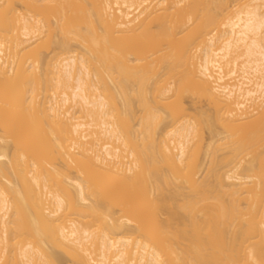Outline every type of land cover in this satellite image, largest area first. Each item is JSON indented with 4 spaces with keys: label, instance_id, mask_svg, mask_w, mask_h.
<instances>
[{
    "label": "bare ground",
    "instance_id": "obj_1",
    "mask_svg": "<svg viewBox=\"0 0 264 264\" xmlns=\"http://www.w3.org/2000/svg\"><path fill=\"white\" fill-rule=\"evenodd\" d=\"M54 1L0 0V264H264V0ZM186 96L216 125L201 163ZM215 122L247 125L227 156Z\"/></svg>",
    "mask_w": 264,
    "mask_h": 264
},
{
    "label": "rangeland",
    "instance_id": "obj_2",
    "mask_svg": "<svg viewBox=\"0 0 264 264\" xmlns=\"http://www.w3.org/2000/svg\"><path fill=\"white\" fill-rule=\"evenodd\" d=\"M54 1V0H53ZM73 1V0H72ZM76 2H77V0H75ZM54 2H57V1H54ZM54 2H52V4L53 5H55L54 7H51L50 6V9H49V16H51L50 14H51V12H52V16H51V22L55 25V22H56V15H57V12H58V10H57V12H54V11H56V9H58L57 7H59L60 8V5L59 4H57V3H55L54 4ZM65 2V3H64ZM63 2V7H65V9H67V11H68V9H70V7L72 8L71 9V13H73L74 11H73V6L71 5V4H68L67 5V2L68 1H64ZM232 5L233 4H231V6L230 7H232ZM234 7H232V9L230 8V10H231V12L233 13V12H235L239 7L237 6V5H233ZM236 6L238 7V8H236ZM17 7L21 10V11H23L24 10V8H23V6L22 5H20V4H17ZM69 7V8H68ZM53 10V11H52ZM70 11V10H69ZM230 12V13H231ZM54 13H56V15L54 14ZM70 13V12H69ZM74 14V13H73ZM72 15V14H71ZM54 27V26H53ZM56 29V26L54 27V30ZM58 30V29H57ZM57 32V31H56ZM55 32V33H56ZM58 32L60 33V31L58 30ZM47 33V32H46ZM46 33H43L40 37H41V39L35 44V47L37 46V48L43 53V55L47 58V59H49L50 57H52L56 52H58V49H60V48H58V46L56 45V43H54V41L57 39V37H56V39H55V37H54V41H52V42H50L49 41V37H48V35L46 34ZM59 33H57V34H55L54 36H59L60 37V35H59ZM58 37V38H59ZM62 38V37H61ZM60 39V38H59ZM58 40V39H57ZM61 40V39H60ZM77 40V39H76ZM75 41V40H74ZM56 42V41H55ZM71 45H70V47H69V49L71 48V46H72V44H73V50H75L74 51V53L76 52V53H78L79 51H80V49H79V47H77V41L76 42H71L70 43ZM79 49V50H78ZM72 49L71 50H69V51H73ZM62 52V51H61ZM59 53V52H58ZM73 53V52H72ZM73 53V54H74ZM60 54V53H59ZM196 55H197V53H196ZM198 56H199V54H198ZM228 69V68H227ZM226 69V70H227ZM187 98H186V100L184 101L183 100V103L185 102L186 103V105H184L183 104V106L185 107V109H186V107L188 108V109H186V110H189V112H185V113H187V116H191L192 117V120H193V122H196V123H200L199 124V128H200V132L198 131V135H197V139L195 138V142H196V145H197V143L199 144L198 146H197V150L199 149V151H200V155H199V160H201L200 161V163L201 162H203V160H204V152L208 149L207 147H208V145L210 144V143H212V141H213V139H212V136H214L215 134H216V132H214L215 131V126H213V128H214V131H212V134H211V132H210V128H208L207 126V124H205L204 122H202L201 123V121H203V118H202V116H201V113L202 112H206V111H210L211 110V108L209 107V104L207 103V102H204V101H196L195 99H192V98H190V96L188 97V96H186ZM191 99V100H190ZM194 101V102H193ZM119 102V100H117V103ZM132 102L134 103H132L133 105H134V109L136 110V115L135 116H137L136 118V123H138L139 122V120H140V117L143 115V113L142 112H144V111H142V107H140V105H139V103H138V101L137 100H135V98L133 99V97H132ZM197 102V103H196ZM194 103H196V104H194ZM119 105V104H118ZM155 106V104L154 103H152V106ZM180 105H182V104H180ZM119 107L121 108V105H119ZM185 110V111H186ZM213 112V111H212ZM190 114V115H189ZM256 116L257 115H254L250 120H251V123L254 121V119L256 118ZM190 117V118H191ZM189 118V117H188ZM169 119H167V121H168ZM167 121H165V122H167ZM164 122V123H165ZM135 122H133V125L135 126V127H137L136 128V130H140V128L138 127L139 125V123L138 124H134ZM168 123H170V122H168ZM216 123V122H215ZM215 123H213V125L215 124ZM167 123H165V125H166ZM216 124H218V123H216ZM136 125H138V126H136ZM232 127H228V126H222V125H217V127H216V131H217V133H219V139H224V141H220L218 138H217V136L218 135H216V140L215 141H217V140H219V142L220 143H218V146H219V149L218 148H215V150H216V152H218V155H220V156H222V155H224V156H227L229 153H228V151H230V145H231V141L233 140V138H232V134L234 133V131L236 130H242V129H244L245 128V126H247V125H244L243 123H236V124H233V125H231ZM161 128L162 129H164L165 130V128L166 129H168L169 128V125H168V128H167V126H165V128H164V124H162L161 126H160V128H158V131H160L161 130ZM160 129V130H159ZM170 129L171 128H169L167 131H170ZM162 131L163 130H161V132L160 133H162ZM166 131V130H165ZM165 131H163V133L165 132ZM166 131V132H167ZM214 133V134H213ZM158 135H161V134H159V132L157 133ZM221 134V135H220ZM164 135V134H163ZM163 135H161L162 137H163ZM159 137V136H158ZM140 140V139H139ZM137 141V139H136V142H137V145H139L138 143H142V142H140V141ZM149 141V140H148ZM147 144L149 145V142H147ZM216 144H217V142H216ZM216 144H214L215 146H216ZM230 144V145H229ZM142 145V144H141ZM140 146V145H139ZM150 147V146H149ZM199 147H201V148H199ZM217 147V146H216ZM228 147H229V149H228ZM141 148H142V146H141ZM140 148V149H141ZM202 151H201V150ZM149 151V150H148ZM147 151V152H148ZM152 151V154L153 153H155V152H153L154 150H151ZM151 151H149V154L151 153ZM148 154V153H147ZM225 154H227V155H225ZM201 156V157H200ZM219 156V157H220ZM152 157V156H151ZM223 157V156H222ZM149 158V157H148ZM247 160H248V158H246ZM206 167V166H205ZM204 167V168H205ZM241 171V170H240ZM206 174V170H204V172H203V175L202 176H204ZM178 185V184H177ZM174 186H176L175 184H174ZM174 186L172 187V185H169V186H167V185H164L163 186V189H164V193H163V195L161 196V201H163V198H164V200L165 201H163V204L167 201V203H165V205H167L168 204V202L169 203H171V204H168V206L167 207H169V208H171V211L169 210V208L167 209H165L164 210V212L163 213H160V214H158V219L160 220V221H162V223H166L165 221L168 219V218H172V217H174V216H176V215H178L179 217H178V221L180 222V223H178L177 225H175V226H178V227H176L177 229H175L174 231H173V233H175V231H176V233L177 232H183L184 234L185 233H187V235H189L190 233H191V235H193V237H194V234H193V225H194V221H192V220H194V219H196L197 217H198V223H197V237L196 238H198V240H197V242L199 243V247H200V257L202 258V255H203V252H202V249H203V240H204V234H203V227H204V225H203V220L201 221V219H203V218H201L202 216V213H199L198 211L195 213L196 214V217H192L193 216V214H190V212H184V210H183V212H179V207L178 206H180V208H181V206H182V204L183 203H181L182 202V200H184V198L183 197H181V194L180 193H178V195H179V197L178 196H176V190L175 189H177V186L175 187V189H174ZM165 187V188H164ZM170 187H171V189H170ZM170 189V192H168L169 191V189ZM173 190V191H172ZM165 191H167V192H165ZM178 191V190H177ZM174 194H173V193ZM167 193H169V195L167 194V196H166V194ZM147 194V196L146 197H144L142 194H141V196H139L135 201H141V203H142V201L144 202V200L146 201L147 199H149L150 198V200H151V197H149L148 198V192L146 193ZM171 194V195H170ZM173 194V195H172ZM165 195V196H164ZM150 196V195H149ZM164 196V197H163ZM171 197V198H170ZM175 197V198H174ZM147 198V199H146ZM170 200V201H168V199ZM172 198H173V200H172ZM180 198H183V199H180ZM167 199V200H166ZM177 199H179V200H177ZM176 200V201H175ZM138 202V203H139ZM175 202H176V204H175ZM178 203V204H177ZM174 204V205H173ZM180 204V205H179ZM169 205H171V206H169ZM176 206V207H175ZM165 207V206H164ZM178 208V209H177ZM173 210H176L175 212H174V214H173ZM115 211L118 213V214H116V217H118V216H120L121 214L119 213V210L118 209H115ZM177 211L179 212V213H177ZM180 211H181V209H180ZM186 211V210H185ZM188 211V210H187ZM192 212H193V210H191ZM195 211V210H194ZM177 213V214H176ZM155 214H150L148 217H147V219H146V225L147 226H149L150 224H151V222L153 221V219H155L156 217L154 216ZM174 215V216H173ZM181 219V221H180V219ZM174 220H176V222H178L177 221V218L176 219H174ZM197 221V220H196ZM175 222V221H174ZM176 224V223H175ZM187 230V231H186ZM191 230H193L192 232H189V231H191ZM133 232V231H132ZM132 232H129L128 234H126V236H132V238H136L138 235L136 234V232H134V234L132 235ZM183 234V235H184ZM190 235V236H191ZM190 236H187V238H189ZM115 237V236H114ZM191 238V237H190ZM189 238V239H190ZM195 240V239H194ZM190 241H192L191 239H190ZM202 260V259H201ZM190 264V263H189ZM201 264H202V261H201Z\"/></svg>",
    "mask_w": 264,
    "mask_h": 264
}]
</instances>
